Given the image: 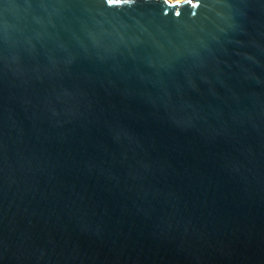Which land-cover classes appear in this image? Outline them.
Returning a JSON list of instances; mask_svg holds the SVG:
<instances>
[{
	"label": "water",
	"instance_id": "1",
	"mask_svg": "<svg viewBox=\"0 0 264 264\" xmlns=\"http://www.w3.org/2000/svg\"><path fill=\"white\" fill-rule=\"evenodd\" d=\"M0 264H264V0H0Z\"/></svg>",
	"mask_w": 264,
	"mask_h": 264
},
{
	"label": "rangeland",
	"instance_id": "2",
	"mask_svg": "<svg viewBox=\"0 0 264 264\" xmlns=\"http://www.w3.org/2000/svg\"><path fill=\"white\" fill-rule=\"evenodd\" d=\"M168 1H170V2H175V1L180 2V0H168Z\"/></svg>",
	"mask_w": 264,
	"mask_h": 264
}]
</instances>
